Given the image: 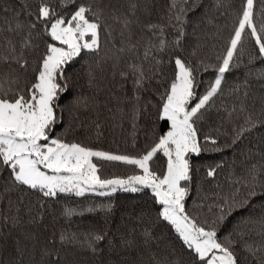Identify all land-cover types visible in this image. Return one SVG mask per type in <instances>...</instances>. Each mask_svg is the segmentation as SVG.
I'll use <instances>...</instances> for the list:
<instances>
[{
    "label": "snow or ice",
    "instance_id": "6c2138e0",
    "mask_svg": "<svg viewBox=\"0 0 264 264\" xmlns=\"http://www.w3.org/2000/svg\"><path fill=\"white\" fill-rule=\"evenodd\" d=\"M255 3L256 0H243L224 54L217 57L218 63L199 61L203 71L211 68L215 72L214 81L202 93L197 78L199 68L177 54L189 22L188 14L198 6L196 0H169L166 14L155 21L151 0H39L36 12L26 13L32 18L27 24L17 18L15 24L0 28V63L17 64L25 71L29 68L26 53L34 49L32 33L39 32L45 38V49L32 66L31 80L20 86L17 78L0 77V177L7 172L0 198L8 199L9 213L4 216V223L13 228L39 224L50 207L48 201L55 202L62 195L110 197L117 192L139 193L147 189L159 206L156 219L170 226L195 257L196 264H240L237 245L256 264H264V217L258 221L250 218L238 221L252 227L248 233L238 232L237 240L232 233L223 238L218 235L235 212L249 207L258 197L264 200V154H260V161L245 168L243 177L230 180L239 185L236 194L215 205L213 218L201 219L186 207L196 173L193 161L202 154L224 150L217 138H201L198 123L223 92L225 74L240 67L248 41H254V48L247 52L248 64L264 67V5L257 13ZM80 60L86 61L82 66L87 67L89 88L98 87L95 71L102 66L111 68L113 80L119 78L124 98H115V109L108 110L113 120L130 123L133 147L139 121L151 108H155L153 123L162 122L166 131L135 154L93 147L87 135L92 126L85 130L84 139L69 140L65 115L99 107L95 93L88 96L74 93L71 88L68 70ZM165 65L172 67L170 77H164ZM248 75L252 73L249 71ZM256 78L264 79V73H256ZM240 87L234 91L239 92ZM248 87L246 79L245 99ZM154 93H158L156 104L151 99ZM236 111L233 107L228 116ZM239 111L248 110L241 103ZM93 126L99 139L103 125L97 120ZM259 126H264V119H254L249 113L244 124L234 127L232 144L236 145ZM158 154L164 158L162 163H158ZM112 163L129 166L133 174L104 176L105 164ZM220 167L222 163L209 165L207 177H214ZM21 189L41 197L35 206L36 215H32V207L27 208V221L21 217L23 200L13 203L4 196ZM241 189L246 194L238 199ZM92 210L69 205L62 207L61 215L71 220ZM135 232L132 229L127 238H121L122 249L149 250L147 264H182L174 251H164L163 238L150 226L142 228L139 240ZM251 233L260 240L249 243L245 237ZM57 242L61 247L71 245L97 255L108 244V234L101 231L78 234L62 229L41 249V256L48 258L46 264H60L58 252L52 259ZM115 243L113 240L112 244Z\"/></svg>",
    "mask_w": 264,
    "mask_h": 264
},
{
    "label": "trees",
    "instance_id": "16d2710c",
    "mask_svg": "<svg viewBox=\"0 0 264 264\" xmlns=\"http://www.w3.org/2000/svg\"><path fill=\"white\" fill-rule=\"evenodd\" d=\"M107 2V0H106ZM243 0H196L198 5L195 11L188 14V24L185 27V36L181 50L177 53L185 60L191 61L199 68V61L205 64L218 63L217 57L224 54L228 39L236 25L238 13ZM152 19L158 20L166 14L169 0H151ZM39 0H0V28L8 23L19 22L27 24L32 18L26 15L28 11L35 13L38 10ZM264 0H256L255 10L259 13ZM259 23V21L257 22ZM8 35L7 32L4 33ZM34 49L26 53L29 62L27 71L17 64L0 63V77L9 76L17 78L20 86L32 78V66L38 62L39 56L45 49V38L39 32H33ZM19 40V36L14 37ZM246 54L242 58L240 67L225 74L222 83L223 92L215 98L214 106L205 113L198 123L199 134L217 138L224 149L219 152L202 154L193 161L196 173L191 186L190 197L186 201V207L192 210L194 215L201 219H211L216 213L215 205L222 202L224 197L232 196L239 185L230 183V180L244 176V170L252 163L261 160L264 154V126H259L246 134L236 145L232 144L233 129L244 124L245 116L251 113L254 119H264V79H257L256 73H264V67H258L255 63L248 64L247 52L254 48V41H248L245 45ZM6 54V53H5ZM85 60L73 63L68 70L70 85L74 93L83 92L92 96L94 93L98 101V109L93 111L71 112L65 115V127L68 129L67 138L84 139L85 130L92 126V131L87 135L90 144L98 149L119 153L135 154L143 151L146 145L155 142L156 137L162 135L166 128L163 123H153L155 120V108L149 109L139 121V130L136 132L135 147H133V132L130 123L121 122L118 118L113 120L109 108L115 109L116 99L123 100L124 93L119 90V78L113 80L112 70L109 66H102L95 71L97 88L88 87L87 67ZM252 75H248V72ZM172 67H163L164 77H170ZM198 80L201 82L199 91L204 92L208 83L215 79V72L210 68L203 71L199 68ZM162 83H163V78ZM247 98H244L243 85L245 80ZM237 86L240 91H234ZM163 91V87L160 88ZM158 93L151 97L152 103H157ZM243 103L247 112H240ZM235 107L237 111L228 116V112ZM99 120L103 125L102 136L97 139L93 122ZM122 123V126H120ZM211 147V146H209ZM259 153V154H258ZM160 155V154H158ZM248 157V158H246ZM160 155L158 163L163 162ZM222 163L223 167L217 169L214 177H207L209 165ZM133 174V170L126 165L112 163L105 164L103 175L124 176ZM7 180V172L0 177V192ZM246 190L241 189L238 199H242ZM10 197L13 203L23 200L21 205V217L27 221V208L32 207V215H36V205L41 197L35 192L12 191L4 193ZM50 207L46 208L43 222L32 225L25 224L13 228L4 223V216L8 215V199L0 198V264H46L48 258L41 256V249L53 238L55 233L62 229L69 232L83 234L92 231H101L108 234V244L102 253L93 255L83 248L66 245L61 247L57 242L52 259L58 252L60 264H147L149 250L133 249L124 250L120 247L121 238H127L132 229H136V239H140V231L143 227H151L158 237H162L165 252H173L181 259L182 264H196L195 257L185 249L181 241L175 236L170 226L156 219L159 206L154 203L150 190L139 193L117 192L110 197L98 195H85L84 197L60 196L55 202L48 201ZM75 206L77 209H93L85 211L83 215H77L71 220L62 218L61 209L65 206ZM110 206V208H109ZM143 217V220H141ZM264 217V200L256 198L252 204L235 212L221 226L219 237L223 238L232 233L234 240L239 239L237 233H248L252 225L238 224L242 218H250L258 221ZM235 229V231H234ZM245 239L249 243L260 240L255 233L247 235ZM115 240V245L112 241ZM243 243V242H241ZM51 247V246H49ZM154 250V249H153ZM237 256L240 264H256V261L248 257L237 245Z\"/></svg>",
    "mask_w": 264,
    "mask_h": 264
}]
</instances>
